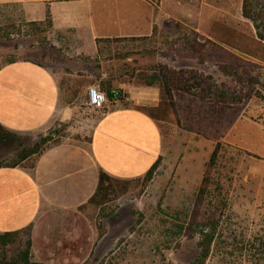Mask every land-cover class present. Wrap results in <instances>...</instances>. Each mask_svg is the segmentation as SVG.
<instances>
[{
  "label": "rangeland",
  "instance_id": "374dc122",
  "mask_svg": "<svg viewBox=\"0 0 264 264\" xmlns=\"http://www.w3.org/2000/svg\"><path fill=\"white\" fill-rule=\"evenodd\" d=\"M176 1L164 6L177 18L161 19L150 36L103 39L97 55L83 57L64 37L53 43L47 20H27L23 3L0 0V64L27 55L40 58L55 71L71 74L76 79L72 90L80 91L66 103L68 114L60 109L38 129L0 135L4 163L22 149L89 137L101 112L83 103L82 80L91 78L82 76L88 72L107 93L128 89L135 95L152 88L158 104L164 99L158 76L163 66L195 69L212 74L219 88L241 99L223 105L174 89V111L160 120L163 153L151 179L130 181L103 205L80 207L82 240L75 246L54 245L55 252L45 244L43 258L31 241L28 264H191L202 234L197 230L190 237L186 228L218 142L210 194L226 204L205 263L264 264V99L255 94L264 93V40L257 35L264 33V0L255 7L262 13L258 29L242 15L243 0ZM250 75L253 83H248ZM29 239L26 229L6 246L0 243V264L23 259Z\"/></svg>",
  "mask_w": 264,
  "mask_h": 264
},
{
  "label": "crops",
  "instance_id": "0c3cea01",
  "mask_svg": "<svg viewBox=\"0 0 264 264\" xmlns=\"http://www.w3.org/2000/svg\"><path fill=\"white\" fill-rule=\"evenodd\" d=\"M23 3L29 21L50 22L48 35L77 46L82 56H95L103 39L141 37L156 24L177 17L168 3L174 0H8ZM84 25V27L82 26ZM75 37V38H73ZM81 37V38H79ZM81 42L83 43L81 45ZM70 45V44H69ZM77 49V50H76ZM69 52V51H68ZM253 56V55H251ZM67 74V75H65ZM83 91L97 82L91 73ZM71 74L58 72L40 58L18 57L0 64V124L18 133L45 125L80 91L72 90ZM65 87V88H64ZM71 88V89H70ZM108 109L89 137L59 140L16 165L0 166V232L28 229L34 252L44 256L58 244H78L84 234L80 207L90 204L100 171L118 179L144 175L163 153L160 121L139 105L155 104L152 88L132 95ZM142 92V93H140ZM86 223V222H85Z\"/></svg>",
  "mask_w": 264,
  "mask_h": 264
},
{
  "label": "trees",
  "instance_id": "16d2710c",
  "mask_svg": "<svg viewBox=\"0 0 264 264\" xmlns=\"http://www.w3.org/2000/svg\"><path fill=\"white\" fill-rule=\"evenodd\" d=\"M259 0H243L242 4V15L250 20L255 27L259 28L258 18H262V13L260 10L256 11L255 7ZM155 30V28H154ZM257 35L261 40H264V33L257 31ZM246 54L255 55L249 49L242 50ZM261 58L264 56V43L262 44ZM159 84L163 88L164 99L155 105H139L142 110L148 113L151 117L157 120L169 119L170 112L174 111L175 101L173 99L174 89H183L187 91L195 92L200 98L208 99L209 101L216 102L223 105H232L236 101L238 95L235 91L229 92L218 87L214 80V77L210 73L198 72L195 69H179L175 70L169 68L168 66H163L159 73ZM248 83H253L255 77L248 76ZM112 90H108L111 94ZM255 94L264 99V93L255 90ZM73 100V99H72ZM16 134L15 132L7 129L0 124V135L5 137L7 135ZM56 139L55 142H58ZM220 143H216L206 166L205 173L202 177V181L199 185L198 192L196 195L195 202L193 204L191 219L188 222L186 232L188 236H193L197 230L202 234V238L199 240L198 244L200 247L199 253L191 264H206L205 261L211 253V246L216 238L217 229L220 223V216L222 213V207L225 206L226 202L224 200L215 201L210 194V184L212 179V170L216 165L217 157L219 154ZM46 148V147H45ZM22 149L17 155L16 159L10 163H4L0 161V166L3 165H16L22 163L25 159H29L33 155L40 153L43 149ZM160 160L159 158L151 165V167L146 171L144 175L131 178V179H118L110 176L108 173L100 171L98 186L94 195L90 198V204L95 206H100L108 202L112 195L116 196L118 194V189H122V192L128 188V183L130 181H139L143 178L144 181L151 179L153 172L158 166ZM113 193V194H112ZM207 229V230H206ZM23 230L15 231H5L0 232V243L6 246L8 243L14 240L17 234L23 232ZM27 250L23 253V259L15 260L13 262L9 261L8 264H18L22 261L24 264L29 263V247L31 246V239L27 241Z\"/></svg>",
  "mask_w": 264,
  "mask_h": 264
},
{
  "label": "built area",
  "instance_id": "2783aa9c",
  "mask_svg": "<svg viewBox=\"0 0 264 264\" xmlns=\"http://www.w3.org/2000/svg\"><path fill=\"white\" fill-rule=\"evenodd\" d=\"M127 93L120 89H113L111 94L100 87L97 82H90L85 92L83 103L101 112V116L114 105L127 99Z\"/></svg>",
  "mask_w": 264,
  "mask_h": 264
}]
</instances>
